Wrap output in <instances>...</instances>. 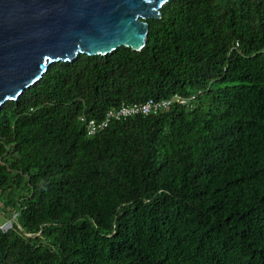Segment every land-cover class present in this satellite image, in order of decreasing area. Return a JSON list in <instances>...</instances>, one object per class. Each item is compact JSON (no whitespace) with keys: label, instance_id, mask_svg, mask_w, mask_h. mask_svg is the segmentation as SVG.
I'll list each match as a JSON object with an SVG mask.
<instances>
[{"label":"trees","instance_id":"trees-1","mask_svg":"<svg viewBox=\"0 0 264 264\" xmlns=\"http://www.w3.org/2000/svg\"><path fill=\"white\" fill-rule=\"evenodd\" d=\"M160 13L141 50L52 62L0 106V264H264V0Z\"/></svg>","mask_w":264,"mask_h":264},{"label":"water","instance_id":"water-1","mask_svg":"<svg viewBox=\"0 0 264 264\" xmlns=\"http://www.w3.org/2000/svg\"><path fill=\"white\" fill-rule=\"evenodd\" d=\"M167 0H0V106L56 61L141 50Z\"/></svg>","mask_w":264,"mask_h":264},{"label":"built area","instance_id":"built-area-1","mask_svg":"<svg viewBox=\"0 0 264 264\" xmlns=\"http://www.w3.org/2000/svg\"><path fill=\"white\" fill-rule=\"evenodd\" d=\"M174 100L181 104H185L189 99L177 95L171 98L158 100L150 97L142 103H121L115 108H110L99 121L84 115L80 116V120L84 123L86 134L90 136L106 128L112 120H121L137 114L147 115L149 113H156L161 109L168 108ZM15 218L16 215L13 214V217L11 216L7 222L0 225V229L3 231L8 230Z\"/></svg>","mask_w":264,"mask_h":264},{"label":"rangeland","instance_id":"rangeland-1","mask_svg":"<svg viewBox=\"0 0 264 264\" xmlns=\"http://www.w3.org/2000/svg\"><path fill=\"white\" fill-rule=\"evenodd\" d=\"M0 207H1V202H0ZM13 213H14V212H13ZM13 213H11V216H12V217H13ZM11 216L8 215V213L5 214V213L0 212V225H1L2 223L7 222V221L10 219Z\"/></svg>","mask_w":264,"mask_h":264}]
</instances>
